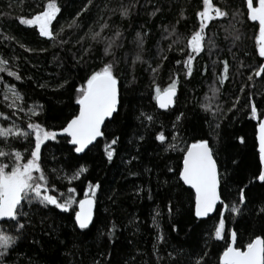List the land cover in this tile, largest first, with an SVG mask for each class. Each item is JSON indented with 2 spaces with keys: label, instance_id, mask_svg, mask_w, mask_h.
<instances>
[{
  "label": "trees",
  "instance_id": "obj_1",
  "mask_svg": "<svg viewBox=\"0 0 264 264\" xmlns=\"http://www.w3.org/2000/svg\"><path fill=\"white\" fill-rule=\"evenodd\" d=\"M56 2L60 8L52 24L56 37L50 39L19 20L42 11L46 0H0V57L22 77L17 80L0 71V113L6 114L0 116V126L26 128L38 121L48 128L62 127L79 110V87L111 60L116 61L119 79V109L105 124L103 138L83 155H77L65 137L42 146L43 166L57 185L53 194L66 196L74 188L71 194L77 202L68 211L26 204L25 231L6 257L7 264H196L201 256L203 264H219L231 230L236 231L237 247L242 249L254 235H264L260 212L264 182L254 179L264 167L257 138V125L264 119V72L261 76L253 72L264 57L258 54L259 26L247 18L246 0H212L230 15L208 21L204 48L194 54L191 75L183 64L186 41L199 28L197 12L203 0ZM120 5H131L129 15L120 14ZM102 24L107 26L101 28ZM233 29L238 38L230 34ZM117 31L121 35L106 55V38ZM96 32L101 36L94 40ZM137 32L142 33L140 48ZM137 52L141 60H134ZM225 62L227 74L221 84ZM173 79L178 81L175 106L161 111L154 99L155 88L163 90ZM6 85H15L22 95L23 100L16 101L20 107H9L12 97ZM37 102L42 110L30 117L27 109ZM253 103L257 117L250 114ZM161 130L167 138L164 143L156 139ZM114 137H118L113 146L116 152L109 161L104 145ZM200 139L213 149L223 201L238 202L240 188L246 193L239 215L224 213L222 238L207 235L218 224L217 213L196 218L194 192L179 178L184 152ZM0 147L29 154L25 151L29 141L23 137L13 136L7 142L0 138ZM81 164L87 171L78 179L59 178L61 172L71 175ZM97 182L94 219L89 229L81 230L74 223L75 210ZM154 216L159 228L153 224ZM158 233L163 240H157Z\"/></svg>",
  "mask_w": 264,
  "mask_h": 264
},
{
  "label": "snow or ice",
  "instance_id": "obj_2",
  "mask_svg": "<svg viewBox=\"0 0 264 264\" xmlns=\"http://www.w3.org/2000/svg\"><path fill=\"white\" fill-rule=\"evenodd\" d=\"M88 3L90 4L91 0H88ZM85 8H87V4ZM130 8L131 5L128 7L120 5L118 11L121 15L127 16ZM83 10L81 9V11ZM59 11L60 8L56 0H46V5L42 11L31 17L20 16L19 20L25 25L35 26L41 36L55 39L56 33L53 31L52 24ZM245 11L248 19L258 22V54L260 57H264V0H246ZM76 15L79 16L80 12H77ZM229 15L230 13L227 10L217 7L212 3V0H203V8L197 12V16L200 19L199 28L186 41L188 49L186 53L187 59L183 64L188 75L192 73L194 54L200 53L204 48L205 29L208 21L212 20L213 17L221 18ZM106 26V24L100 25L101 28ZM173 32H175V29L169 32V36ZM230 34L238 38L235 29ZM120 35L121 33L117 31L112 37L106 38L107 44L104 48L106 55L112 52L113 45ZM100 36L99 32L92 33L94 40ZM136 39L138 41L137 47L140 48L143 44L142 33L137 32ZM171 47L172 45L170 44L169 48ZM179 51L184 52L185 49L181 48ZM141 59L142 57L137 52L134 60ZM115 63V60H111L104 63L99 70L91 72L85 83L78 89V112L72 115L62 127L48 128L38 121L29 122L26 128H21L15 124L8 127L0 126V138H3L5 142L13 136L17 138L23 137L29 141V148L25 150L29 153L27 156L15 147H9L7 151L0 147V220H3V224L0 225V264H7L6 257L18 246L17 242L24 234L28 216V213L23 211L26 204L32 205L35 203L45 208L54 206L62 211H68L77 202L71 194L75 192L74 188H69L66 196L53 194L52 190H55L57 185L52 182L51 177L46 173L43 166L42 146L46 147L45 142L47 141L57 140L58 134H66L70 138L69 143L73 145L74 151L81 153L98 137L104 136L102 125L106 118L113 117V114L118 110L119 104V79L115 73ZM176 63L179 64L181 62L177 61ZM7 65L8 61L0 57V71L7 72L17 80L22 79L19 73L12 71ZM224 67L225 73L221 75L219 81L221 84L226 78L227 62H225ZM153 71L155 72V69ZM253 72L256 76H261L262 72H264V63L254 68ZM177 82V79H173L163 90L158 86L155 88L154 99L159 108L167 109L174 102L173 98L176 95ZM5 91L11 93L12 103L9 107H20L16 101L23 100V97L15 85H6ZM213 91H218V89L214 88ZM5 98L7 99L8 97L6 96ZM237 99L239 98L237 97ZM235 106V104L232 105V107ZM205 108H207L206 105ZM41 110L42 107L37 102L27 109V112L31 117L37 116ZM212 111L215 114V109ZM250 114L253 117H257V106L255 103L250 106ZM4 115L6 114L0 113V116ZM147 119L152 120V117L148 116ZM176 119L179 121L181 116L178 115ZM173 127L175 128L176 126L173 125ZM257 128L259 160L264 165V119L259 120ZM175 135L173 134L174 139ZM156 139L162 143L166 142L165 132L163 130L158 132ZM117 142L118 137H114L104 145V154L109 161L112 160L116 152V148L113 146ZM168 147L173 148V145L168 144ZM52 171L57 172L55 169ZM86 171V165L81 164L71 175L61 172L59 178L71 181L78 179ZM130 174L135 175V173ZM179 178L185 185H189L194 190V216L196 218L208 217L211 213H217L219 216L218 224L215 225L214 232L207 235L210 238H222L226 227L224 213L239 215L242 212L241 205L246 203L245 189H238V202L223 201L218 191L220 173L217 167V160L214 158L213 149L210 147L209 142L204 139L195 140L187 147L183 154L182 167L179 169ZM254 179L264 182V167L259 169L258 175ZM99 187V182L90 185L85 198L78 201L79 208L75 210L74 223L81 230L89 229L92 223L94 195ZM136 191H140V189L138 188ZM171 211L172 207L170 206L169 212ZM260 212L261 216H264V209H261ZM153 224L159 228L155 216L153 217ZM172 228L175 230L176 225L173 224ZM262 232H264V228H262ZM109 235H111V232ZM230 237L231 241L219 255V264H264V235H254L243 249L235 246L236 231L234 229L230 231ZM163 239L164 236L158 233L157 240ZM203 260V256L197 258L196 264H203Z\"/></svg>",
  "mask_w": 264,
  "mask_h": 264
},
{
  "label": "water",
  "instance_id": "obj_3",
  "mask_svg": "<svg viewBox=\"0 0 264 264\" xmlns=\"http://www.w3.org/2000/svg\"><path fill=\"white\" fill-rule=\"evenodd\" d=\"M177 95H178V91L176 90V95H175V97L173 98V103L169 106V108H172V107H174L175 106V101H176V98H177ZM158 105V104H157ZM169 108H167V109H169ZM118 109H119V104H118ZM161 109V108H160ZM167 109H162V110H167ZM117 112H118V110H117ZM117 112L116 113H114L113 114V117L117 114ZM113 117H109V118H106V120H105V122H104V124L102 125V130L104 129V126H105V124L107 123V122H109V121H111L112 119H113ZM58 137H66V138H68L69 140H70V138L69 137H67L66 136V134H58ZM103 138V136L102 137H98L97 138V140L96 141H93L87 148H85V150L83 151V152H81V153H76L77 155H83L91 146H93V145H95L98 141H100L101 139ZM258 144H259V141H258ZM71 145V144H70ZM71 146H73V145H71ZM217 167H218V164H217ZM218 170H219V168H218ZM182 181V180H181ZM183 182V181H182ZM186 187H188L189 189H191V187L189 186V185H185ZM221 183L219 184V187H218V191L220 192V194H221ZM193 192H194V190L193 189H191ZM85 198V197H84ZM83 198V199H84ZM95 205H96V202H95V198H94V203H93V206H92V222H93V219H94V213H95ZM218 206H219V202H218ZM78 208H79V205L77 204V210H78ZM216 213L214 212V213H211V214H209V216L208 217H203L202 219H206V218H209V217H213L214 215H215ZM92 224V223H91ZM91 224H90V226H91ZM230 241H231V239H230ZM235 246H237V238L235 239Z\"/></svg>",
  "mask_w": 264,
  "mask_h": 264
},
{
  "label": "bare ground",
  "instance_id": "obj_4",
  "mask_svg": "<svg viewBox=\"0 0 264 264\" xmlns=\"http://www.w3.org/2000/svg\"><path fill=\"white\" fill-rule=\"evenodd\" d=\"M175 102H176V101H175ZM156 105H157V102H156ZM78 106H79V105H78ZM157 107H158V109L161 110V111H168L169 109H172V108H173V107H172V108H169V109H167V110H162V109L159 108L158 105H157ZM58 138H64V137H58ZM65 138H66V137H65ZM67 139H68V138H67ZM68 140H69V139H68ZM69 145H70V143H69ZM70 146H71V145H70ZM71 147H73V146H71ZM230 239H231V237H230ZM236 247H237V246H236Z\"/></svg>",
  "mask_w": 264,
  "mask_h": 264
}]
</instances>
